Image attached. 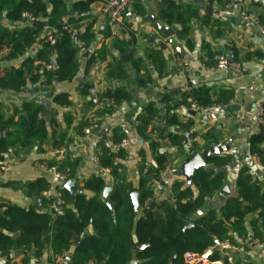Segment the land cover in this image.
I'll use <instances>...</instances> for the list:
<instances>
[{
    "label": "trees",
    "instance_id": "1",
    "mask_svg": "<svg viewBox=\"0 0 264 264\" xmlns=\"http://www.w3.org/2000/svg\"><path fill=\"white\" fill-rule=\"evenodd\" d=\"M70 1L75 12L88 14L91 5L105 4L109 0ZM212 1L225 5L231 0ZM69 6L64 0H0V21L4 12L5 19L12 24L24 21L22 16L26 13L36 20L29 22L21 30L0 28V53L8 51L6 58L15 57L38 45L34 56L27 59L20 68H0V89L20 92L29 81L50 85L53 83L55 73L60 83L71 82L74 79L79 68L77 54L81 48L90 45L94 34L91 32V25L82 28L86 16L79 18L70 16ZM138 13L141 16L145 15L144 10ZM190 15H195L191 8L179 5L175 0H162L159 3V20L167 26L177 25L178 39L192 47L188 40ZM257 23L264 29V14L258 16ZM46 27L57 31L55 34L57 48L48 42L49 34L45 30ZM69 29L81 34L79 41L71 39ZM43 32L47 34L39 41V36ZM133 36L131 33L132 38ZM104 38H112L109 27L105 29ZM78 43L82 47H79ZM113 47L119 51L120 58L108 66L107 75L111 80L124 81L128 79L129 74L121 60L125 55L123 43L115 41ZM105 55L104 47L97 52L98 59L104 60ZM232 55L233 60L239 62L237 53L233 52ZM208 56L212 62L207 64L215 66L214 55L209 53ZM148 59L161 77L166 63L162 52L153 51ZM94 61L95 58H90L88 66ZM36 62L52 63L55 70L48 71L40 65L36 66ZM131 63L140 76V84L150 83L151 79H143L144 76L140 74L141 59H132ZM42 77L44 81L41 80ZM80 93L88 96V88H82ZM174 98V95L168 94L162 98L160 106L156 103L146 105L143 113L137 117L138 134L149 143L155 162V166H147L144 159L140 163L138 189L126 184L121 175L123 164L128 157L127 151L120 149L111 152L104 145L107 139L113 144H118L126 140V136L115 131L109 137L101 132L99 135L102 140L97 144L101 149L97 156L98 165L103 170H110V176L114 181L110 202L114 207L110 208L102 200L106 181L101 176L85 182L84 192L77 196L74 208L70 206L69 193L61 190L67 202L62 216H50L49 208L38 211L33 207L23 208L0 202V257L8 258L10 263L12 255L17 251L22 252L23 256L20 264H31L33 260L40 261L47 253H50V256L47 257L46 264H59L57 260L63 254L70 255L69 264H130L133 257L139 261L138 264H173V259L177 256L176 264H190L186 262L187 255L201 257L214 248L215 240L229 241L233 244L231 229L242 237L246 236L247 232L243 227L245 220L255 212L258 213V219L264 229V183L254 184L249 167L244 166L236 180L239 198H229L219 211L208 210L193 223L191 229L185 231V227L192 222V216L203 210L207 202L223 187L225 168L232 162L231 156L211 157L207 161L209 167L194 174V188L175 181L166 199L158 201L156 197V200L152 201L156 195L150 188V183L161 180L162 174L168 169L172 158L171 149L175 148L176 151L185 149L188 141L185 133L190 132L191 125L179 122L174 112L182 106L188 109L194 106L230 107L234 94L229 91L214 93L210 88L201 86L193 88L191 92H181L175 101ZM130 99L131 96L124 89L118 88L106 92L97 100H91L86 109L108 101L111 106L106 107V112L109 113L113 107ZM53 102L62 107L71 105L68 94L57 95ZM170 102L172 104H169ZM45 112L44 106L34 103H24L9 117L0 112V132L6 131L8 138H12L9 140L0 136V156L9 149H26L43 144L49 139L52 149L61 150L66 144V135H58L56 131L49 134L48 125H51L52 121H46ZM65 121L69 125L70 118H66ZM95 121L100 125L101 121L98 118H95ZM161 121L165 123L163 128L158 123ZM90 125L86 117L82 119L77 128L78 135L84 136L85 129ZM150 126L152 131L157 132V138L150 135ZM170 128L174 130L170 131ZM214 142V137L209 136L207 145ZM196 151L197 144L193 143L186 151L187 158ZM250 152L258 157L264 167V135L260 132L251 138ZM77 165L69 160L58 165L48 164L49 167L56 166L60 172L69 173L72 180L75 179ZM49 189L50 183L39 179L27 186V193L45 203L43 193ZM135 192L139 193V214L135 212L131 197ZM172 199L173 204L170 203ZM90 226L95 234L84 236L76 246L75 241ZM258 235L255 232L254 238ZM146 244H148L146 249L134 253L137 245ZM220 259L217 251L210 256L209 261L217 262Z\"/></svg>",
    "mask_w": 264,
    "mask_h": 264
},
{
    "label": "crops",
    "instance_id": "2",
    "mask_svg": "<svg viewBox=\"0 0 264 264\" xmlns=\"http://www.w3.org/2000/svg\"><path fill=\"white\" fill-rule=\"evenodd\" d=\"M161 1L133 0L124 24L111 39L104 38L105 29L108 27L107 17L103 13L104 4L95 3L91 5L88 14H82L75 12L70 4L72 2H70V16L79 18L85 15L82 28L85 29L91 25V32L94 34V39L90 45L79 50L77 54L79 68L74 79L71 82L60 83L55 82L54 76L53 83L50 85L29 81L20 92L0 89V112L5 117L13 115L14 110L21 108L24 103L42 105L46 108L44 113L46 121H52L51 125H48L49 134L56 131L58 135H66V144L61 150L52 149L49 139L43 144H36L30 148H13L10 155L4 157L3 154L0 156V169L9 168L6 172L0 171V202L23 208L33 207L36 197L28 195L27 186L39 179L49 182L50 194H54L58 187L57 183L41 167L43 163L61 164L66 160L77 163L76 176L73 182L80 193L84 192L85 182L96 176L105 179L106 187L109 185L113 187L114 181L110 174L105 173L96 162L98 148L96 135L101 132L106 133L109 137L115 131L126 136L128 157L123 164L121 175L126 184L138 189L140 185V163L144 159L147 166H155V162L149 143L138 134L137 117L150 103H156L160 106L162 98L168 94L174 95L173 100L175 101L176 97L187 87L206 86L214 93L232 92L234 100L230 106H236L234 110L224 107L206 113H199L195 111L194 107L188 109L182 106L174 112L179 122L191 125L190 132L185 133L188 140L185 145L186 151L193 143L197 144L199 152H203L213 144L222 143L229 148L220 156L232 157V162L225 168L223 187L207 202L198 219L210 209L219 211L229 198L239 197L236 180L239 171L244 166L249 167V173L254 184L264 183V167L259 162L258 157L250 152V140L257 133L252 118L257 104L264 101V35L259 34L260 26L257 23L258 16L264 14V0H258L261 4L258 9L252 5V0H241L242 4L239 6L236 5L235 0H231L230 3H233L231 9L226 8L230 3L221 5L212 0H175L179 5L189 7L195 13V15L188 17V40L192 47L177 37L179 45L185 52L184 58L170 46L168 40L164 39L151 24L144 22L148 16V7L152 8L153 15L159 19V3ZM208 8L218 12V14L210 15L207 11ZM141 10L145 11L144 16L139 15L138 12ZM205 21L208 23L206 24ZM28 24V21L12 24L5 19L4 12L0 21V28L21 30ZM169 27H176L179 30L177 25ZM102 28L104 29L101 33ZM131 33L134 35L133 38ZM46 34V32L41 33L39 41ZM153 36H156V39L153 40ZM115 41L123 43L125 55L129 54L130 58L127 63H124V68L129 74L128 79L124 81L111 80L107 75L108 66L120 58L119 51L113 47ZM161 43L167 45L165 50L160 47ZM78 46L82 47L80 43ZM103 47L106 50V55L104 60H101L97 58V52ZM37 48L38 45H34L22 55L10 58H6L8 51L0 53V68H20L27 59L34 56ZM157 50L162 52L166 61L161 77L148 59L150 53ZM233 52L238 55L241 64L240 73H235L230 69L217 70L214 68L215 66L207 64L212 62L209 59V53L215 57L221 54L232 55ZM90 58H95V61L88 66ZM132 59H141L140 74L144 76L143 79H151L150 83L140 84V76L133 68ZM179 61L189 64L184 73L179 70ZM36 66H38L37 62ZM43 79L44 77L41 80L44 81ZM84 87L88 88V96H83L80 93ZM118 88L124 89L131 96L130 101L113 107L109 113L106 112V107L111 106V103H105L100 107H97L99 105L97 104L86 109L91 100H97L106 92ZM60 94H68L71 105L63 107L56 105L53 99ZM94 109L95 118L101 121L100 130L79 136L77 133L79 122ZM66 118H70L69 125L65 121ZM169 130L172 131L174 128ZM0 136L12 140V138H8L6 131L0 132ZM209 136L214 137L215 140L211 145H207ZM177 152L175 148L171 149V163L161 178V180L166 179L169 185L162 186L161 180L152 181L149 185L155 192L158 201L168 197L175 181L187 183L180 176L179 170L188 157V153L179 155ZM208 167L207 165L206 168ZM225 187L229 188L230 194L226 196L225 200H222L219 195ZM48 196L49 194L46 195V192L43 193L45 199V203L41 200L43 211L49 208ZM171 202L173 204L174 200H170ZM243 227L247 232L246 236L243 237L233 229L230 230L234 247L229 251H218L220 260L231 257L235 264H264V229L258 219V213L249 215ZM255 232L259 234L257 238H254ZM94 234L95 232L90 226L79 238L82 240L84 236ZM48 256L50 253H47L39 263H36L37 260H33L31 264H46ZM22 258V252L16 251L10 259V263L8 258L0 257V264H20ZM69 261L70 255L63 259L59 257L57 260L59 264H69ZM132 261L138 260L133 257ZM186 262H191L188 255Z\"/></svg>",
    "mask_w": 264,
    "mask_h": 264
},
{
    "label": "built area",
    "instance_id": "3",
    "mask_svg": "<svg viewBox=\"0 0 264 264\" xmlns=\"http://www.w3.org/2000/svg\"><path fill=\"white\" fill-rule=\"evenodd\" d=\"M132 2L133 0H109L104 4L103 13L107 17V24L112 32V37L117 33V30L124 24L126 20V15L129 11V8ZM232 7H233V3H230L226 6L227 9H231ZM243 16L246 17L244 14ZM22 18L24 19V21H28V22L36 21L30 14H27V13L24 14ZM259 29H260V32L264 35V29L261 27H259ZM45 30L49 34L48 42H50L51 45H56L57 41L55 38V34L57 31L49 27H46ZM68 33L70 34L72 40L76 39V33L72 31V29H69ZM233 59H234L233 55H224V54L217 55L214 57V61L216 63L214 68L217 70L230 69L235 73H240L241 64L238 61H234ZM37 64L40 65L42 68H45L48 71L55 70V67L52 63L47 64L45 62H37ZM178 67H179V70L182 73H184L188 69L189 64L183 61H179ZM192 89L193 88L191 87H187L185 88V91L191 92ZM104 102L108 103V101H104ZM104 102L100 103L97 107H100L103 104H105ZM217 108H220V107L214 106V107H208V108H200L198 106H194L195 111L199 113H206V112L215 110ZM94 112H95V109L91 111L90 114L86 117L88 121L91 123V125L85 129L84 131L85 134H90L93 131L100 130V125L95 121ZM252 122L257 132H264V101L257 104L254 116L252 118ZM158 123H160L161 128L164 127L165 123L163 121L158 122ZM149 132L152 137L157 138L158 134L156 131H152V126H150L149 128ZM101 140H102V137L99 134H97L96 143L98 144L99 142H101ZM104 145H105V148L109 149L111 152H117L120 149L126 150V148L128 147V141L123 140L122 142L118 144H113L111 141L107 139L104 141ZM11 153H12V150L9 149L7 153H5L3 156L5 157L7 155H10ZM100 153H101V149L97 148V153H96L97 163H98L97 156ZM41 167L47 172V174L51 175L54 178L58 186L57 188H59V190L56 189V192L52 195L50 194V189L46 192V195L49 194L48 196L49 209L53 215L62 216L64 215L65 208L67 207V202L64 199V196L61 190H64L65 185L69 181H73V180L71 179L69 173L58 171L56 166L49 167L47 163H43ZM8 170H9L8 167H4L2 172H6ZM104 172L107 174H110L109 169L104 170ZM214 245H215L214 248L216 249L219 248L222 251H229L233 249L234 247V245L231 244L229 241L221 242L219 240H215ZM66 256H67L66 254H63L60 258L63 259V258H66ZM188 257L191 258L190 264H235L234 260L231 257H227L226 260H219L217 262H211L209 260L201 259V257L197 255H188ZM2 258H5V257H2ZM36 263H39V261H36Z\"/></svg>",
    "mask_w": 264,
    "mask_h": 264
},
{
    "label": "water",
    "instance_id": "4",
    "mask_svg": "<svg viewBox=\"0 0 264 264\" xmlns=\"http://www.w3.org/2000/svg\"><path fill=\"white\" fill-rule=\"evenodd\" d=\"M67 3H70V0H64ZM236 5H241L242 1L241 0H235ZM252 5L255 8H260L261 4L260 2H258V0H252ZM208 13L210 15H212L213 13L218 14V12H214L211 8L207 9ZM147 12H148V16L144 19L145 23L151 24L154 29L166 40H168V43L170 44V46H172V48H174L176 50V52L182 57H185V52L183 50V48L179 45V41L177 40V35L179 30L176 27H169L166 24H164L162 21H160L158 18H156L153 15V11L151 7L147 8ZM257 17V15L255 16V18ZM103 29H101V33L103 32ZM260 35H263L261 32H259ZM80 33L76 34V39L77 41L80 40ZM264 37V36H263ZM156 39V36H153V40ZM58 47V43H56V48ZM160 47L165 50L167 48V45L165 43H161ZM81 50H83V48H81ZM87 54V52H85ZM85 54V55H86ZM129 54L123 56L121 58L123 63H127L129 61ZM55 76V82H58V78H57V73L54 74ZM230 110H234L236 109L235 105H232L229 107ZM193 115H196V113H193ZM262 135H264V132H260ZM229 147H227L226 144H222V143H217V144H213L209 147H207L203 152H199L196 151L194 152L191 156H189V158H187L183 164L180 167L179 170V174L182 178H184L186 180V185L189 187L194 188V184H193V176L194 174L199 171L200 169H203L207 166V161L213 157V156H220L222 153H224ZM186 153L185 149H181L177 152V154L179 155H183ZM172 154H175L174 152H172ZM1 160H3V158H1ZM169 182L166 179L161 180V185L162 186H168ZM65 191H67L70 195V200H71V208H74V202L77 198V196L80 194V190L76 187L75 183L73 181H69L64 188ZM113 187L111 185L107 186L103 193H102V200L104 202H106L108 204V206L110 208H113V204L110 202V196L113 192ZM230 194L229 188L225 187L219 197L222 200L226 199V196H228ZM132 201H133V205L135 208V212L136 214H139L140 211V205H139V193L135 192L132 194ZM239 198V197H238ZM156 200V196L152 199V201ZM172 204V202H171ZM33 208H35L38 211H43L42 208V204H41V199L36 197L34 199L33 202ZM161 213H163L161 211ZM202 214L201 210L197 211L193 216H192V222L189 223L186 227H185V231H188L189 229H191L193 227V223L198 219V216ZM49 215L52 216V212L49 211ZM81 240L80 238H78L75 241V245L78 246L80 244ZM148 247V244L146 245H137L134 249V253H137L139 251H142L144 249H146ZM220 251V249H210L208 250L204 255L201 256V259L204 260H209L210 256L217 252ZM222 251V250H221ZM139 261H132L130 262V264H138ZM177 263V256L174 257L173 259V264ZM104 264V263H102Z\"/></svg>",
    "mask_w": 264,
    "mask_h": 264
}]
</instances>
